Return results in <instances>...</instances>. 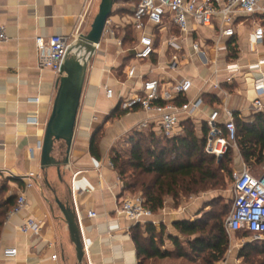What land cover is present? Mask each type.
Returning <instances> with one entry per match:
<instances>
[{"label": "crops", "instance_id": "obj_1", "mask_svg": "<svg viewBox=\"0 0 264 264\" xmlns=\"http://www.w3.org/2000/svg\"><path fill=\"white\" fill-rule=\"evenodd\" d=\"M100 4L101 0H0V27L5 28L7 36L5 41H0V201L16 195L17 205L20 196L26 199L25 207L19 213L11 210L0 227V264H78L75 246L56 197L73 209L77 205L81 237L88 247L84 264H140L132 236V228L137 225L143 232L149 224H153L158 233L164 228L163 236L159 238L162 251L175 250L171 237L179 238L181 242L187 240L174 224L201 219L196 205L176 212L165 208L146 223L137 225L118 213L122 202L133 195L124 191L120 176L114 170L112 150L143 122L149 121L152 131L158 128L156 113L120 108L123 99L139 91L143 80L174 82L188 79L193 82L190 93L180 102L201 98L203 106L191 118L182 116L177 135L183 133L182 123L190 121L197 135L202 137L207 120L216 109L227 108L242 120L253 121V102L257 98L254 82L259 73L250 67L264 60V45L255 46L252 33L254 25L261 23L264 26L262 17L241 18L237 37L229 43L235 46L228 44V52L219 53L217 59L213 45L208 42L206 47L211 62L207 67L193 60L183 64L178 71L169 69L174 51L160 47V41L157 54L146 61H137L129 50L124 51V29L122 37L117 33L104 36L88 64L70 163L61 170L62 180L56 168L42 171V150L38 145H43L60 77L49 69L39 68L35 41L38 37H72L79 33V39L81 35H87ZM130 4L129 8H122L121 14L112 16L111 21L120 30L122 23L128 20L126 28L130 27L135 46L139 34L131 26L135 6ZM83 16L84 23L79 29ZM198 35L207 38L209 32L200 29ZM191 43L190 39L183 55L190 51ZM229 61H236L242 67L232 85L226 83L228 74L225 71L214 76V71L224 70ZM132 66L137 68V75L129 80L127 73ZM216 83L220 84L219 89H215ZM233 88L235 94L231 92ZM107 89L113 90L112 99L106 97ZM220 121L224 123L226 117L222 115ZM98 131L101 159L97 161L90 153V144ZM233 149H236V166L241 170L243 159L237 147ZM252 172L259 175L264 169L260 173ZM30 173L40 179L34 187L27 189L23 178ZM90 213L97 216L92 218ZM28 218L41 222L40 237L20 232ZM5 249H16L17 256L5 258ZM54 255H57L56 261L52 259ZM173 261L164 259L155 264H173ZM221 263L240 264L239 250L227 252L225 260L218 264Z\"/></svg>", "mask_w": 264, "mask_h": 264}, {"label": "built area", "instance_id": "obj_2", "mask_svg": "<svg viewBox=\"0 0 264 264\" xmlns=\"http://www.w3.org/2000/svg\"><path fill=\"white\" fill-rule=\"evenodd\" d=\"M259 16L264 19V0H138L134 7L131 26L139 34L137 44L128 52L133 54L137 61H146L157 54L160 47L173 50L169 69L178 71L183 64L198 60L204 67L211 62L208 42L214 49L215 59L221 52H228L229 47L235 46L239 20L247 17ZM84 16L79 22V29L83 26ZM204 29L209 32L207 38H201L198 31ZM111 18L107 21L104 36H115ZM79 33L72 37L56 35L45 39L38 37L36 47L38 50V65L41 70L49 69L60 77L62 65L69 54L72 45L78 40ZM103 36V37H104ZM195 39H194V37ZM197 36V37H196ZM7 36L5 28L0 27V41H5ZM191 39V49L186 54V44ZM194 39V40H193ZM252 39L255 46L264 45V26L261 23L254 25ZM207 42V43H206ZM122 44V42H119ZM228 44L230 45L228 47ZM209 45V44H208ZM264 60L251 66L259 76L255 79L254 86L257 98L253 102L255 113H264ZM241 66L236 61H229L224 70L217 69L214 76L221 71L228 74L226 83L232 85L236 75L241 71ZM137 75V68L132 66L127 77L132 80ZM219 83L214 86L219 89ZM193 88V82L183 79L174 82L163 80L142 81L139 91L130 98L123 99L120 108L123 111L143 110L154 112L158 115V128L153 129L158 135L167 138L177 136L181 127L182 116L191 118L203 106L201 98L194 101L180 102ZM106 97L113 98V90H106ZM38 100H36L37 102ZM226 121L221 123V116ZM222 124V125H221ZM149 121L143 122L138 131L151 130ZM208 136L206 152L221 160L230 148H236L237 130L234 113L227 108L214 110L207 120ZM42 150V145H38ZM39 176L28 174L23 180L26 188L34 187L39 181ZM75 186H73L74 190ZM234 202L230 214L225 221V229L229 236L250 234L254 241H264V172L254 174L249 167L243 168L233 174ZM26 205L24 196H20L14 213H19ZM77 223L80 224L79 212L75 205ZM118 213L131 223L143 224L153 218V212L145 206L141 194L126 198L119 207ZM95 218V213H90ZM80 227V226H79ZM23 235H41V222L28 218L20 227ZM85 256L88 257V247L83 244ZM5 258H15L16 249H5ZM57 260V255L52 257ZM225 264V263H221Z\"/></svg>", "mask_w": 264, "mask_h": 264}, {"label": "trees", "instance_id": "obj_3", "mask_svg": "<svg viewBox=\"0 0 264 264\" xmlns=\"http://www.w3.org/2000/svg\"><path fill=\"white\" fill-rule=\"evenodd\" d=\"M131 2L136 6L138 0ZM133 40L128 26L123 42ZM234 117L236 146L244 164L252 171H256L255 168L264 169V113H254L253 121L250 122L242 120L238 114H234ZM182 126L183 133L173 138L158 135L152 130L136 131L133 135L140 139L131 138L129 143L132 144V149L126 157L118 153L117 149H113L111 153V163L120 176L124 191L136 195L135 192L140 190L145 206L153 214L164 208L167 198L177 201L214 188L217 185L213 182L219 180V173L228 171L227 165L232 162V148L221 160L206 152L207 126L203 129L202 137L197 135L192 122H183ZM100 140L98 131L90 144V153L97 161L101 159ZM144 142H148V145H144ZM16 200L17 196L14 195L0 201V227L9 212L15 208ZM228 213L230 211L207 220L201 218L175 223V229L187 240L181 242L179 238L171 237L175 246L173 252L161 250L159 243L162 241L159 238L163 236L164 228L158 233L156 227L149 224L143 232L140 225L135 226L132 228V236L138 249L140 264L151 261L155 264L164 259L190 264H218L224 261L229 247V235L223 216ZM145 234L148 237H144ZM238 236L251 237L250 234ZM253 255L264 257V245L259 247L255 241L247 243L240 250L239 259L248 264ZM259 264H264V260Z\"/></svg>", "mask_w": 264, "mask_h": 264}, {"label": "water", "instance_id": "obj_4", "mask_svg": "<svg viewBox=\"0 0 264 264\" xmlns=\"http://www.w3.org/2000/svg\"><path fill=\"white\" fill-rule=\"evenodd\" d=\"M115 2V0H101L91 31L87 35H81L72 45L61 68L57 96L46 127L41 151V170L56 168L60 180H62V168L70 163L88 64L101 44L107 21L113 16ZM58 143H64L66 147L63 161H59L54 155ZM53 193L55 194V191ZM56 203L68 225L78 264H84L83 240L75 211L57 197Z\"/></svg>", "mask_w": 264, "mask_h": 264}, {"label": "rangeland", "instance_id": "obj_5", "mask_svg": "<svg viewBox=\"0 0 264 264\" xmlns=\"http://www.w3.org/2000/svg\"><path fill=\"white\" fill-rule=\"evenodd\" d=\"M132 0H116V4L114 6V13L113 16L117 14H121L122 8L130 7V3ZM129 19V18H128ZM128 21V20H126ZM126 21H124L122 26H120V30L116 28V24L113 23V28L115 32L118 34L119 37H122L124 34V29L126 30ZM134 47V44L130 41H127V43L124 45L123 50L128 51L131 50ZM129 59V58H128ZM129 61V60H128ZM232 94H235V88L231 90ZM138 130L132 131L129 135L121 139L114 149H117L118 153L122 154V156L126 157L130 150L132 149V144H130V140L132 137H135L136 140H139V136H134L133 133ZM144 145H148V142H144ZM155 146V145H154ZM235 150L233 149V156H232V162L227 165L228 171L219 173V180L216 182H213V184L217 185L214 188L211 187L210 189H207L204 192H200L199 194L189 195L182 197L180 200H173L172 198H167L165 201L164 208H168L171 212L179 211L180 209H188L191 205H196V207L199 209L200 218L204 219H210V217H214L215 215H223L226 211H231L233 202H234V194H233V174L240 169L236 166L235 161ZM65 153H66V147L63 143H58L55 149V157L59 161H63L65 159ZM256 173H260L262 171V168H255ZM140 190H137L135 194H139ZM163 209L157 213L159 215ZM188 213V210L186 211ZM229 213L227 215L223 216L224 222L226 221ZM168 232V227L165 226V233ZM251 241H254L252 237H244V236H237L235 238L229 237V247L228 252L232 249H235V252L243 248L242 245L244 243H249ZM256 244L259 245V247H263L264 243L260 241H255ZM264 260L263 256H257L253 255V257L250 259V262L248 264H259V262H262ZM147 264H152V262H148ZM173 264H190L185 261H173ZM240 264H244L243 259H240Z\"/></svg>", "mask_w": 264, "mask_h": 264}]
</instances>
